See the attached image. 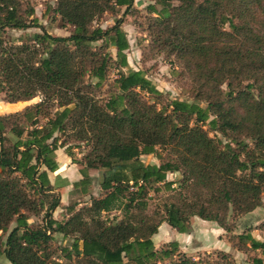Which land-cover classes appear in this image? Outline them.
<instances>
[{
  "label": "trees",
  "instance_id": "trees-1",
  "mask_svg": "<svg viewBox=\"0 0 264 264\" xmlns=\"http://www.w3.org/2000/svg\"><path fill=\"white\" fill-rule=\"evenodd\" d=\"M53 1L61 24L71 27L68 35H50L41 28L19 43L0 38L1 101L37 98L23 111L0 114V234L14 222L4 240L0 237V255L10 264H59L46 252L50 234L58 232L70 237L62 251L66 260L74 257V264H156L170 256L168 264H226V253L217 259L194 258L177 251L175 241L156 250L151 236L162 222L187 233L194 217L228 231L229 215H244L261 205L264 34L255 22L264 13L257 0H176V5L156 0L159 7L147 6L142 56L165 54L179 64L180 74L189 80L191 101L163 99L141 70H121L127 66L128 47L121 18L105 29L91 28L95 18L115 7L123 6L122 14H127L132 0ZM19 4L0 0V31L29 26L18 15ZM97 40L111 45L114 59L101 51L103 45L91 46ZM111 60L117 75L101 103L95 93ZM244 80L250 81L246 89L234 91L231 82ZM252 87L258 90L255 99L247 89ZM52 106L56 110L50 113ZM40 114L45 123L37 126ZM23 119L32 127L25 129ZM204 124L225 141L209 137ZM55 133L63 136L60 141ZM57 148L82 165L75 186L88 182L85 169H101L102 193L94 196L83 187L88 205L76 210L54 198L45 211L65 206L67 217L60 222L45 212L44 227H31L23 211L36 215L43 202L26 188L40 196L51 190L46 171L57 168ZM74 148L81 149L78 161ZM143 154H153L159 162L143 164ZM167 173L178 176L168 181ZM158 183L170 193L161 210L147 214L148 190L158 189ZM114 209L120 218L100 217ZM238 238L264 254V243L250 233ZM251 264L264 262L254 256Z\"/></svg>",
  "mask_w": 264,
  "mask_h": 264
},
{
  "label": "rangeland",
  "instance_id": "rangeland-1",
  "mask_svg": "<svg viewBox=\"0 0 264 264\" xmlns=\"http://www.w3.org/2000/svg\"><path fill=\"white\" fill-rule=\"evenodd\" d=\"M156 0H132L131 7L127 14H122L124 7H115L110 12L103 13L100 17L95 18L91 23V28L100 27L105 29L111 26L117 18L122 19L121 28L125 33V38L128 42V47L124 51L127 61V66L122 68V71H127L129 69L141 70L144 75L151 81V83L156 87L158 91L162 94L163 99L177 97L179 99H186L191 101V90L189 85V80L180 74V65L174 63L172 58L166 56L165 54L153 55L147 58L145 55L142 56L144 52V46L147 43L146 32L143 30L145 26V16L150 15L147 6L154 5L159 7V3ZM171 4L176 5L178 2L176 0H171ZM260 11L264 13V0H257L255 2ZM53 0H20V4L17 7L18 15L28 23V27L25 29H12L4 28L0 31V38L4 42L9 43H19L20 40L24 39L31 34L38 32L42 28L44 31L50 35L66 36L69 34L71 27L69 25L61 24L58 16L53 11ZM32 10V14L27 11ZM256 29L259 33L264 34V14L257 17L255 22ZM39 26V27H38ZM222 27L227 30V23L224 22ZM103 42L97 40L92 43V47L98 48ZM101 51L108 52L112 59H114V49L110 46L103 45ZM114 60L109 62L107 68L106 78L103 81L101 87L95 93L96 99L99 102H103L109 92L111 91L109 84L117 75V67L115 66ZM250 83V81H243L241 84H237L236 81L231 82V86L234 91L238 89H246L245 84ZM223 92L228 90V87L223 83L221 85ZM251 93L252 97L257 98L258 90L255 88H247ZM112 92V91H111ZM3 98V93L0 92V101ZM37 101L34 97L28 101H24L14 105H7L5 103H0V112H14L23 111L25 106ZM4 102V101H3ZM56 110L55 106L49 108L50 113ZM211 117V116H210ZM37 126L43 125L45 123V118L42 114L37 117ZM22 125L25 129L32 127L30 121L23 119ZM204 130L207 131L209 137L221 138L225 141V138L220 137L214 131L207 128L206 124L202 126ZM59 141L62 139V135L55 133ZM70 141V140H67ZM250 144V143H248ZM81 149L74 148L72 151L75 161L81 156ZM139 159L143 164H157L159 161L153 154H143L139 156ZM60 163V160H58ZM72 169L66 170V174H62L64 171V165L61 163L57 170L50 173V180L52 188L50 191H44L42 196L39 194H33L30 187L26 190L29 195L37 199H41L43 202V207L36 215L31 212L23 211L27 218V223L31 227L42 226L44 227L45 221L47 219L46 214H50V217L56 221L62 222L68 215V211L64 207H56L52 212L46 210L45 208L50 201L54 198L58 199L60 204L68 205L76 210L82 205H88V197L86 194L81 193L80 189L86 188L87 192L98 196L102 192L99 188V180L101 169H85L88 175V182L82 185L75 186L74 183L81 179V174L79 173L82 165L79 163H72ZM77 170V171H76ZM78 173V174H77ZM178 174L167 173L166 179L168 181H174ZM77 177H79L77 179ZM77 179V180H76ZM158 189L150 188L148 190L147 206L145 212L150 214L154 210H161V203L164 197L170 193L169 190L165 189L160 183L155 184ZM154 185H152L153 187ZM175 184H172L174 187ZM261 205L257 207L253 213H247L244 215L233 216L229 215L227 218V223L230 225V230H224L220 234H215L211 236L212 230L209 228L211 222L201 220L199 218H191L190 229L183 236V240L180 241V248L177 247V251H183L185 254L191 257H205L209 256L211 258L217 259L220 254L226 253L225 262L226 264H251V259L254 256H260L264 262V254L261 253L259 249L253 250L249 246V242L238 238L239 234L250 233L254 238L262 241L264 243V230L260 228L264 225V189L260 195ZM100 217L102 219L111 220V218L118 219L121 217V212L117 209L110 210L107 212H101ZM201 223V224H199ZM14 226L12 221L8 227L7 231L0 234L1 240H4L6 233ZM192 226V227H191ZM157 229L156 233L151 236V241L153 243V248L156 250L168 249V243L174 241L178 236L174 234V230H167L168 233H163ZM174 231V232H173ZM195 233L194 235H191ZM51 240L48 241L46 245V252L50 255L51 259L58 262L59 264H74L75 259L68 261L64 257V252L62 249L68 248L71 243L70 237H63L58 232H52ZM166 235V236H165ZM174 256L168 258H162L156 262V264H168V262L173 259ZM123 261H126L123 258ZM0 264H10L3 255H0Z\"/></svg>",
  "mask_w": 264,
  "mask_h": 264
},
{
  "label": "crops",
  "instance_id": "crops-1",
  "mask_svg": "<svg viewBox=\"0 0 264 264\" xmlns=\"http://www.w3.org/2000/svg\"><path fill=\"white\" fill-rule=\"evenodd\" d=\"M0 103H5V104H7V105H14L16 102H3V101H0ZM3 113H7V112H0V114H3ZM54 159H55V161H56V163H57V168H56V170L58 169V167H59V165L62 163L63 165H64V171H61V173L62 174H66L67 173V171L66 170H69V169H72V166H73V164H72V162H71V160H70V158L64 153V151H63V148H57L56 150H54ZM58 160H60V163H59V161ZM77 171V170H76ZM54 172V171H53ZM50 173H52V172H50V171H46V174H47V177H48V180H49V182H51V180H50ZM78 174V173H77ZM79 177H77V179H78ZM76 179V180H77ZM51 184V183H50ZM63 205H64V203H62ZM254 211V210H253ZM253 211H252V213H253ZM249 213H251V212H249ZM194 218H196V217H194ZM209 222V221H208ZM199 224H201V223H199ZM210 224H213V225H210L209 226V228L212 230V233H211V236H214L215 234H220L221 232H224V230L222 229V228H220V227H218L215 223H213V222H211ZM162 226V228H160V231H163V233L162 234H164V233H168L169 231H167V230H173V229H171L166 223H164V222H162L160 225H159V227H161ZM159 227H158V229H159ZM192 227V226H191ZM174 232V231H173ZM174 234H176L178 237L176 238V239H174V241L176 242V244H177V247H179L180 248V241H182L183 240V236H185L186 235V233H179V232H174ZM195 233H193V234H191V235H194ZM166 236V235H165ZM181 252H183V251H181ZM257 257H260V256H257Z\"/></svg>",
  "mask_w": 264,
  "mask_h": 264
}]
</instances>
